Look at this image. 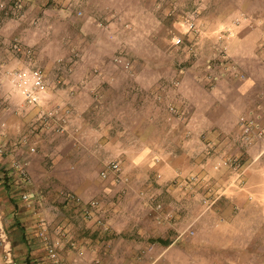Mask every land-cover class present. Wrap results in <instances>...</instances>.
<instances>
[{
  "label": "rangeland",
  "instance_id": "rangeland-1",
  "mask_svg": "<svg viewBox=\"0 0 264 264\" xmlns=\"http://www.w3.org/2000/svg\"><path fill=\"white\" fill-rule=\"evenodd\" d=\"M226 6L44 0L29 21L0 12V60L27 65L17 39L47 80L36 106L0 84V264H264V152L238 121L259 112L264 126V55L237 58L236 27L216 20Z\"/></svg>",
  "mask_w": 264,
  "mask_h": 264
},
{
  "label": "built area",
  "instance_id": "built-area-1",
  "mask_svg": "<svg viewBox=\"0 0 264 264\" xmlns=\"http://www.w3.org/2000/svg\"><path fill=\"white\" fill-rule=\"evenodd\" d=\"M24 9V4L22 0H0V12H4L5 15H10L11 17H19L22 15ZM245 17V16H244ZM186 30H192L195 28V22L193 19H188L186 22ZM180 37L174 38V43H181ZM11 49L14 53L22 55L27 62V65L19 68H7L5 63L0 60V84L4 83L8 87L9 94H17L22 97V100L25 104L36 106L39 105L43 97L45 96L47 80L44 71L38 67L31 65V60L33 56L32 48L24 45L17 39H14L10 43ZM223 52H225V47ZM223 57H226V52L222 54ZM216 63L211 60H207L206 68L208 71H212ZM230 74L237 78H243L244 74L240 72L235 66L229 68ZM217 76H213V79H217ZM54 112L49 111L44 114L43 118L47 119ZM262 115L257 113L249 112V114L240 115L238 117L239 124L241 126L242 139L247 144H254L259 150L258 154L264 152V126L262 123ZM65 121V119H62ZM63 127H60L62 130ZM34 147L30 148V151H34ZM119 162L117 160H112L107 162V167L102 169L101 176L105 177L107 175V170H118ZM17 169L23 173L24 169L21 164H16ZM237 165L233 168L235 169ZM73 198V195H69ZM23 199H26L27 196L22 195ZM77 200V199H76ZM97 204L96 200L90 202V207L94 208ZM50 255L54 256L52 248L49 249Z\"/></svg>",
  "mask_w": 264,
  "mask_h": 264
},
{
  "label": "crops",
  "instance_id": "crops-1",
  "mask_svg": "<svg viewBox=\"0 0 264 264\" xmlns=\"http://www.w3.org/2000/svg\"><path fill=\"white\" fill-rule=\"evenodd\" d=\"M44 0H22L24 4V14L22 19L30 20L33 19L34 12L40 6ZM226 10L223 13L218 25L221 27H236V42L238 46L235 48L238 53L237 58L247 57V55H259L262 58L264 55V48L261 44H264V0H226ZM245 16V17H244ZM214 20V18H212ZM232 39L228 38L225 48L228 53L230 45H232ZM191 114V113H190ZM207 114V113H206ZM190 121H194L196 118L190 116ZM215 143V148L221 149L231 148V137L226 136L223 142L219 143L216 137H212ZM216 141V142H215ZM192 146V145H190ZM247 167H245L246 170ZM263 170V169H261ZM259 170V172L261 171ZM261 173V172H260ZM263 182L259 184L263 186ZM259 185V186H260Z\"/></svg>",
  "mask_w": 264,
  "mask_h": 264
},
{
  "label": "trees",
  "instance_id": "trees-1",
  "mask_svg": "<svg viewBox=\"0 0 264 264\" xmlns=\"http://www.w3.org/2000/svg\"><path fill=\"white\" fill-rule=\"evenodd\" d=\"M156 241L161 243V244H167L168 243V240H163L162 238H156ZM25 264H30L29 259L25 260Z\"/></svg>",
  "mask_w": 264,
  "mask_h": 264
}]
</instances>
